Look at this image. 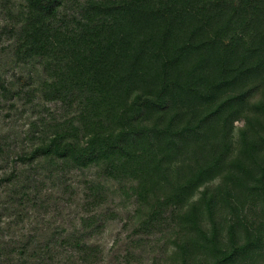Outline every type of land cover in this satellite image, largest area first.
<instances>
[{"label":"trees","instance_id":"16d2710c","mask_svg":"<svg viewBox=\"0 0 264 264\" xmlns=\"http://www.w3.org/2000/svg\"><path fill=\"white\" fill-rule=\"evenodd\" d=\"M0 7V55L30 68L0 70V121L29 114L0 127V264H105L113 191L135 206L124 264L155 237L175 264H264V0Z\"/></svg>","mask_w":264,"mask_h":264},{"label":"rangeland","instance_id":"374dc122","mask_svg":"<svg viewBox=\"0 0 264 264\" xmlns=\"http://www.w3.org/2000/svg\"><path fill=\"white\" fill-rule=\"evenodd\" d=\"M23 0H12L13 9H17L20 6V3ZM4 23L3 21V11L0 7V26ZM3 38L0 39V43ZM30 68L25 67V69L16 67L13 65L9 59H6L0 55V70L6 71V75L11 77L13 74L21 82L25 79L26 72ZM20 110V109H19ZM28 112H23L22 114L16 113L12 119H3L0 121V127L3 131L16 132L20 131V128H26ZM12 123L14 124H11ZM243 121L238 120L234 123V134L236 135L237 128L242 126ZM77 181L80 180L79 174L73 176ZM78 184V183H77ZM109 187L111 190L116 188L115 183L109 182ZM114 194H111V197L114 201V208L118 214V217L114 220H110L104 226V229L101 234L95 236L92 241L98 245L103 250V256L105 264H124L123 256L125 254V248L129 242L130 229L135 219V206L132 202L123 198L117 191H113ZM65 203V202H64ZM79 198L77 196L72 198L71 201L66 202L67 205L64 208V213L62 216L63 222L57 221V219L49 217L43 220L47 222L48 228L53 231L55 228L61 226H66L70 221H77V215L79 214ZM172 246L169 242V239L162 237H155L150 241H146L143 247V250L139 252L136 259V264H175L171 258Z\"/></svg>","mask_w":264,"mask_h":264}]
</instances>
